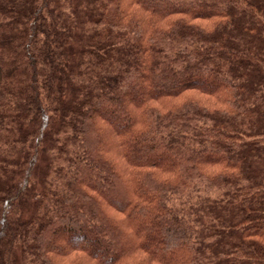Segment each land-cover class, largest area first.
I'll list each match as a JSON object with an SVG mask.
<instances>
[{
	"label": "trees",
	"instance_id": "1",
	"mask_svg": "<svg viewBox=\"0 0 264 264\" xmlns=\"http://www.w3.org/2000/svg\"><path fill=\"white\" fill-rule=\"evenodd\" d=\"M0 264H264V0H0Z\"/></svg>",
	"mask_w": 264,
	"mask_h": 264
}]
</instances>
